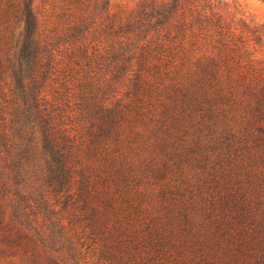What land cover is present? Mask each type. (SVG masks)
<instances>
[{
  "label": "trees",
  "instance_id": "16d2710c",
  "mask_svg": "<svg viewBox=\"0 0 264 264\" xmlns=\"http://www.w3.org/2000/svg\"><path fill=\"white\" fill-rule=\"evenodd\" d=\"M110 1L0 0V264H264V25Z\"/></svg>",
  "mask_w": 264,
  "mask_h": 264
},
{
  "label": "rangeland",
  "instance_id": "374dc122",
  "mask_svg": "<svg viewBox=\"0 0 264 264\" xmlns=\"http://www.w3.org/2000/svg\"><path fill=\"white\" fill-rule=\"evenodd\" d=\"M141 0H111L110 6L114 10L120 8L132 9L136 7ZM232 6L242 12V16L250 24L264 25V0H229ZM256 53L264 55V39L261 45H257Z\"/></svg>",
  "mask_w": 264,
  "mask_h": 264
}]
</instances>
